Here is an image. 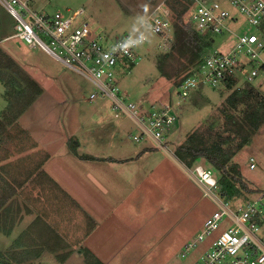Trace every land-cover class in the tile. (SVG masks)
<instances>
[{
	"label": "crops",
	"instance_id": "crops-1",
	"mask_svg": "<svg viewBox=\"0 0 264 264\" xmlns=\"http://www.w3.org/2000/svg\"><path fill=\"white\" fill-rule=\"evenodd\" d=\"M12 38L17 37L0 35V45L19 58L5 44ZM70 123L66 128L56 123L47 135L23 129L32 144L16 154L1 151L0 218L8 226L16 217L27 223L13 247L36 249L30 254L33 258L49 254L56 264H77L78 258L85 264L84 249L98 264H114L117 259L134 264L147 258L168 261L172 249H182L192 228H200L209 216L208 211L196 216L203 196L186 165L174 152H162L149 143L128 145L129 122L127 132L107 116L91 122L97 126L88 134L91 143L81 135L85 124ZM3 229L8 233L11 228Z\"/></svg>",
	"mask_w": 264,
	"mask_h": 264
},
{
	"label": "rangeland",
	"instance_id": "rangeland-1",
	"mask_svg": "<svg viewBox=\"0 0 264 264\" xmlns=\"http://www.w3.org/2000/svg\"><path fill=\"white\" fill-rule=\"evenodd\" d=\"M159 6L168 12L167 17L162 12L156 11ZM29 8L35 13L43 11L52 15L59 12L67 16L76 10H81V15L74 21V25L86 23L95 36L101 35L111 41L125 33L136 32L145 37L144 42L135 49L138 59L130 67L119 72L117 81L124 94L135 101L141 100L143 105L159 102L175 105L177 122L167 133L166 147L169 153L174 152L175 147L195 130H205L207 127H211L213 136L214 131L226 134L222 131L225 121L219 109L232 90L251 86L258 92L259 97L264 99V81L259 79L238 80L230 89L222 85L216 88L199 87L192 90L188 96L182 99L177 98L178 79L185 73L188 64L194 61L199 54L206 52L208 47L202 46V50L194 52V57L189 60L188 55L182 56L176 49H173L172 46L177 41V36L174 33L173 16L171 13L169 14L166 0H30ZM7 14L0 6V17L7 16ZM151 16L171 21L170 39L152 33L143 25V21ZM186 16L185 13L183 27L187 33L191 34L195 31L188 26ZM243 23L244 19L240 17L232 26L234 28L243 26ZM15 25L16 22L12 18L0 19V35L15 34ZM5 44L12 48L19 58L14 59L8 54L5 47L0 45V157L3 155L2 150H5L6 154H16L19 152L18 150H25L32 144V140L24 131L25 129L36 135H47L50 134L56 123L61 128H66L68 122H71L70 124L73 126H77L79 122L85 124V131L81 132V135L83 134L85 137V143H91V137L88 134L94 132L97 126H90V123L109 114V103L105 100L89 102L88 94L92 90L91 85L82 76L61 64L39 46L30 47L18 37L6 41ZM225 48L223 47V49ZM6 54L14 62H11ZM261 58L264 60V53L261 54ZM22 61L26 63L23 64ZM250 68L251 64H247L239 75L246 77ZM27 77L32 79L42 90L40 97L32 106L30 103V105H26L28 98L23 99L19 98L18 94H11L12 91L15 92V89H22L27 85ZM29 106L31 108L26 109ZM243 108L244 105H239L237 110H234L236 115L241 116ZM21 115L19 122L17 119ZM129 125L124 122L121 127L127 132ZM132 141L127 140L126 143L133 145L134 141ZM251 157L255 160L253 169L250 168L249 163ZM231 162L239 166L242 180L248 188L253 189L256 193L264 189V123L254 131L249 142L235 153ZM196 163L210 168L213 173L215 172L202 160ZM215 174L217 175L216 172ZM255 192L246 193L244 190H239L238 198H232L229 202L232 206L243 205L253 198ZM202 200L201 208L196 215L197 218L199 214L202 216L207 214V211L210 215L216 209L209 198L203 196ZM17 219L18 217L12 226H8L9 223L6 225V222L0 218L1 252L15 248L13 247L16 243L15 237L27 225L26 221L23 223L18 219L17 222ZM5 225L11 228L10 233L1 232V230L4 231L3 228H6ZM201 229L202 224L200 228H192L188 241L195 240ZM262 233L264 235V225ZM206 245V242L198 243L195 250L187 254L186 257H181L180 253L183 248L177 246L172 249L171 257L165 263H156L155 260L147 258L136 264H194ZM29 249L31 248H27V251ZM17 250L22 254L20 257L18 256V261H14L16 264H56L49 254L43 253L37 258H33L31 257L33 253H29V259L28 255L22 252L26 249L18 248ZM126 250L129 252L131 249ZM117 251L118 249H110L111 253ZM127 259L134 260L133 257ZM117 260L120 261L114 264L123 262L122 259ZM117 260L113 259V261ZM91 261L93 260L91 259ZM76 263L82 264L83 261L78 258ZM85 264H87L86 261ZM122 264L134 263L123 262Z\"/></svg>",
	"mask_w": 264,
	"mask_h": 264
},
{
	"label": "built area",
	"instance_id": "built-area-1",
	"mask_svg": "<svg viewBox=\"0 0 264 264\" xmlns=\"http://www.w3.org/2000/svg\"><path fill=\"white\" fill-rule=\"evenodd\" d=\"M30 0H0V6L14 19L15 36L30 47L39 46L61 64L82 76L92 87L89 102L107 101V121L132 125L130 138L168 152L167 133L177 122L175 105H143L124 94L117 81L120 71L134 63L135 49L145 37L125 33L114 40L95 36L86 23L74 25L81 10L70 16L32 12ZM187 24L210 39L177 81V98L199 87L216 88L238 80L264 81V0H189ZM167 17L161 6L156 8ZM29 17V18H28ZM242 17L243 26L232 25ZM144 26L156 35L171 38L172 23L158 16L148 17ZM143 38V39H142ZM127 46V47H125ZM223 47H226L223 49ZM251 64L246 77L239 75ZM239 75V76H238ZM250 168L255 160L249 159ZM187 175L216 209L203 221L196 239L188 241L180 255L186 257L197 244L206 248L194 264H264V189L243 205L232 206L218 193V181L210 168L201 164L185 167Z\"/></svg>",
	"mask_w": 264,
	"mask_h": 264
},
{
	"label": "trees",
	"instance_id": "trees-1",
	"mask_svg": "<svg viewBox=\"0 0 264 264\" xmlns=\"http://www.w3.org/2000/svg\"><path fill=\"white\" fill-rule=\"evenodd\" d=\"M189 5V0H166L169 14L171 13L173 16L174 33L177 36V41L172 47L182 56L188 55V60L194 57V52L202 50V46L205 48L210 46V39L206 36L196 32L189 34L184 30L183 17L185 13L187 15ZM6 56L11 62H14L8 54ZM27 79L26 86L22 89H15V92L12 91L11 94H18V97L23 99L28 98L26 104L28 106L41 93V89L32 79L28 77ZM231 84L228 83L226 87L230 89ZM241 104L244 105V108L239 116L234 110H237ZM219 110L224 116L225 122L222 131L226 134L214 131L213 136L211 127H207L205 130H195L175 147L174 155L186 167H192L200 160L212 167L217 173L215 175L218 181V193L229 201L232 198H238L239 190H244L246 193L255 192L244 183L239 166L231 162V159L249 142L254 131L264 123V99L259 97L258 92L251 86L234 89L224 99ZM82 158L92 157L83 156ZM35 251L36 249L31 248L22 252L29 255ZM21 254L17 248L6 252L0 251V264H16L14 261H18L17 258ZM83 255L87 264H98L97 260L91 261L94 257L87 249L83 250Z\"/></svg>",
	"mask_w": 264,
	"mask_h": 264
},
{
	"label": "water",
	"instance_id": "water-1",
	"mask_svg": "<svg viewBox=\"0 0 264 264\" xmlns=\"http://www.w3.org/2000/svg\"><path fill=\"white\" fill-rule=\"evenodd\" d=\"M3 47H5V46H3ZM5 49L7 50V52H8V54L10 55V56H12L14 59H18V57L11 51V50H9L8 48H6L5 47Z\"/></svg>",
	"mask_w": 264,
	"mask_h": 264
},
{
	"label": "clouds",
	"instance_id": "clouds-1",
	"mask_svg": "<svg viewBox=\"0 0 264 264\" xmlns=\"http://www.w3.org/2000/svg\"><path fill=\"white\" fill-rule=\"evenodd\" d=\"M143 39V38H142ZM125 47H127V46H125Z\"/></svg>",
	"mask_w": 264,
	"mask_h": 264
}]
</instances>
